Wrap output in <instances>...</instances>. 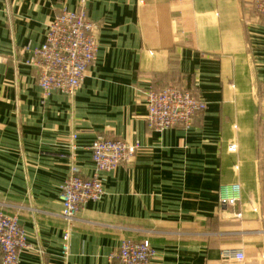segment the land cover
<instances>
[{"label": "crops", "instance_id": "obj_1", "mask_svg": "<svg viewBox=\"0 0 264 264\" xmlns=\"http://www.w3.org/2000/svg\"><path fill=\"white\" fill-rule=\"evenodd\" d=\"M80 7L95 58L73 95L44 94L33 51L61 9ZM167 85L206 107L153 131L142 92ZM98 136L137 149L99 173L102 197L68 226L60 185L71 166L92 175ZM0 211L24 232L19 264H112L123 240H148L149 264H264V15L250 0H0Z\"/></svg>", "mask_w": 264, "mask_h": 264}, {"label": "built area", "instance_id": "obj_2", "mask_svg": "<svg viewBox=\"0 0 264 264\" xmlns=\"http://www.w3.org/2000/svg\"><path fill=\"white\" fill-rule=\"evenodd\" d=\"M253 9L264 15V0H250ZM97 51V25L90 20L83 7L76 10L61 9L46 25L43 43L33 51L29 64L36 71L37 84L44 94L53 91L71 96L78 89L85 72L93 62ZM146 106V126L162 132L173 126L189 127L194 115L203 111L206 103L195 96L190 89L167 85L159 90L142 92ZM235 145L229 150L234 151ZM137 149L121 139L96 137L89 145L94 163V172L83 177L76 166H71L60 185L59 200L61 217L67 225L77 218L78 213L89 201L99 200L103 184L99 173L111 171L130 161ZM239 189L237 184L232 186ZM236 197L220 198L223 204L234 206ZM237 213L236 217H240ZM69 228L62 234L61 253L69 251ZM28 246L16 214L0 211V264H19V251ZM155 253L148 240H123L118 250L111 254L112 264H149ZM224 260L243 262L240 249H224Z\"/></svg>", "mask_w": 264, "mask_h": 264}, {"label": "rangeland", "instance_id": "obj_3", "mask_svg": "<svg viewBox=\"0 0 264 264\" xmlns=\"http://www.w3.org/2000/svg\"><path fill=\"white\" fill-rule=\"evenodd\" d=\"M237 218H241V217H237Z\"/></svg>", "mask_w": 264, "mask_h": 264}]
</instances>
